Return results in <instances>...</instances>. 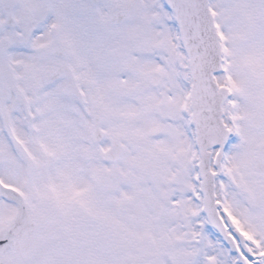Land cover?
Here are the masks:
<instances>
[{"label": "snow or ice", "instance_id": "obj_1", "mask_svg": "<svg viewBox=\"0 0 264 264\" xmlns=\"http://www.w3.org/2000/svg\"><path fill=\"white\" fill-rule=\"evenodd\" d=\"M0 264H264V0H0Z\"/></svg>", "mask_w": 264, "mask_h": 264}]
</instances>
